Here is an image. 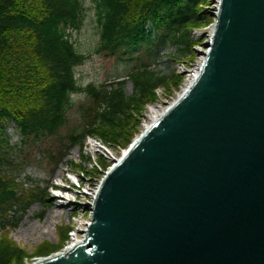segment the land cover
<instances>
[{"label": "water", "instance_id": "obj_1", "mask_svg": "<svg viewBox=\"0 0 264 264\" xmlns=\"http://www.w3.org/2000/svg\"><path fill=\"white\" fill-rule=\"evenodd\" d=\"M196 80L105 174L85 239L36 264H264V0H220Z\"/></svg>", "mask_w": 264, "mask_h": 264}, {"label": "trees", "instance_id": "obj_2", "mask_svg": "<svg viewBox=\"0 0 264 264\" xmlns=\"http://www.w3.org/2000/svg\"><path fill=\"white\" fill-rule=\"evenodd\" d=\"M87 2L95 5L100 29L95 53L104 58H119L125 49L144 43L174 46L177 55L191 58L198 44L194 30L212 23L202 9L208 0H0V264L24 263L27 253L10 238L12 228L33 204L45 203L49 196L39 186L27 191L25 183L6 172V165H13L8 125L17 127L22 144L36 148L37 162L54 173L72 149L83 148L88 136L128 147L140 124L138 116L155 101V90L182 82L174 72L161 75L145 68L128 74L131 95L125 82L82 86L76 69L87 56L72 33L85 24ZM153 30L157 40L151 37ZM76 94H84L88 103L81 109L80 126L63 134ZM96 165L101 173L110 166L101 157ZM75 166L82 168L81 163ZM15 206L22 215L12 221L8 213Z\"/></svg>", "mask_w": 264, "mask_h": 264}, {"label": "rangeland", "instance_id": "obj_3", "mask_svg": "<svg viewBox=\"0 0 264 264\" xmlns=\"http://www.w3.org/2000/svg\"><path fill=\"white\" fill-rule=\"evenodd\" d=\"M217 2L219 0H208V3L202 6L203 10L210 12L212 23L194 30L195 40L198 44H196L194 55L191 58L177 55L176 47L161 48V46L154 43H144L139 47L125 49L119 58H104L96 54L95 49L100 40V29L95 14V5L87 2L85 24L81 30L72 33V39L76 47L87 56L85 63L76 69L77 79L82 86L89 84L101 86L120 80L126 83L125 92L127 95H131L133 94V84L129 80L128 74L134 69L145 68L161 75L174 72V74L181 77L182 82L176 88L161 87L160 91L163 90L162 96L160 93L158 96V91L155 90V101L146 104L142 113L138 116L140 124L128 147L123 148L110 144L104 149L99 146L98 141L93 140L88 144L86 141L84 150L80 147L71 150L54 173L51 172L49 167L37 162L35 157L40 152H37L36 148L29 149L22 144L17 127L13 123L8 125L6 134L12 147V150H9V157L13 165H6V172L17 176L20 181L26 182L27 191L35 190L37 186L50 188L58 183L60 179H68V174L70 177L74 176V178L79 179L78 184L83 187L79 188L76 182L77 185L72 187L67 196L69 200L56 199L49 190L47 201L33 204L23 214L19 224L12 228L10 238L27 253V258L24 259L23 264H36L41 260L66 253L74 242L85 239L87 226L92 221L91 207L94 205L105 174L115 165L114 157L120 159L131 144L145 131L154 109L157 114L162 115L164 110H167L174 100L180 97L189 85L193 72L199 70V67L203 64L205 60L203 52L207 51L205 44L210 40L211 28L214 25L213 13L215 12L213 9L218 6ZM167 34L164 37L165 39ZM151 37L153 40H157V32ZM73 98L75 106L69 113L68 128L63 134L80 126L81 109L88 103L84 94H76ZM24 154L26 156L24 157L25 161H22V155ZM27 154L31 156L28 157ZM100 157L110 164L103 173H101L99 167L96 168ZM76 163H81L82 168L76 167ZM98 173H101V175ZM63 204L65 207H62ZM42 212H45L43 217L41 216ZM52 212L56 215L62 213L60 217L53 219L56 222L55 226L51 224ZM8 215V219L13 221L22 214L15 206ZM49 238H52V240ZM40 248L43 249V253H39Z\"/></svg>", "mask_w": 264, "mask_h": 264}, {"label": "bare ground", "instance_id": "obj_4", "mask_svg": "<svg viewBox=\"0 0 264 264\" xmlns=\"http://www.w3.org/2000/svg\"><path fill=\"white\" fill-rule=\"evenodd\" d=\"M218 3V6H219V4H220V2H217ZM218 6H215L214 7V9H213V11L215 12L214 14H217V12H218ZM210 13V12H209ZM214 17V16H213ZM214 19V25L212 26V28H211V33H212V31L214 30V27H215V24L217 23V20H216V18L214 17L213 18ZM211 34H210V40H211ZM210 40H209V42H210ZM208 42V43H209ZM206 52H208V49H207V51H205V52H203V56H206ZM206 58V57H205ZM204 62V61H203ZM203 65V64H202ZM202 65L199 67V70H197L196 72H193V75L191 76L192 77V79H191V81H190V83H189V85H191L195 80H196V78H197V76H198V74H199V72H200V70H201V68H202ZM188 85V86H189ZM187 86V87H188ZM165 113V112H164ZM163 113V114H164ZM162 114V115H163ZM152 116L150 117L151 118V122L153 123L154 121H156V120H158L162 115H160V114H157V112H156V110L154 109V111L152 112V114H151ZM148 124V123H147ZM148 127L150 126L149 124L147 125ZM146 126V127H147ZM68 195H66V196H64V199L63 200H66V197H67ZM62 207H65V205L63 204L62 205ZM62 215V213H57V215L54 213V212H52V217H51V224H52V226H55L56 225V222H54L53 221V219L54 218H56V217H60ZM49 239H51L52 240V238H49ZM83 242V240H78V241H76V242H74L73 243V246L72 247H70L69 249H68V251H70L71 249H73V247L74 246H76V245H78V244H80V243H82Z\"/></svg>", "mask_w": 264, "mask_h": 264}, {"label": "built area", "instance_id": "obj_5", "mask_svg": "<svg viewBox=\"0 0 264 264\" xmlns=\"http://www.w3.org/2000/svg\"><path fill=\"white\" fill-rule=\"evenodd\" d=\"M156 91H158V94H157L158 96H159V93H160L161 96L163 95V90L160 91V88H158ZM164 111H165V110H164ZM150 120H151V118H150ZM100 147L104 148V146H102V145H101ZM105 148H106V147H105ZM105 148H104V149H105ZM114 160H116L115 157H114Z\"/></svg>", "mask_w": 264, "mask_h": 264}]
</instances>
